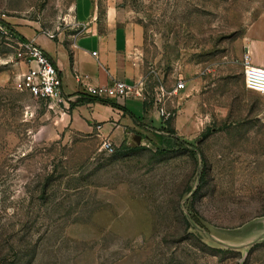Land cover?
Returning a JSON list of instances; mask_svg holds the SVG:
<instances>
[{
    "label": "rangeland",
    "instance_id": "rangeland-1",
    "mask_svg": "<svg viewBox=\"0 0 264 264\" xmlns=\"http://www.w3.org/2000/svg\"><path fill=\"white\" fill-rule=\"evenodd\" d=\"M71 1L0 0V20L54 35ZM93 1L126 32L133 96L168 114L101 148L80 94L13 86L20 40L0 22V264H264V98L241 75L264 0Z\"/></svg>",
    "mask_w": 264,
    "mask_h": 264
},
{
    "label": "crops",
    "instance_id": "crops-1",
    "mask_svg": "<svg viewBox=\"0 0 264 264\" xmlns=\"http://www.w3.org/2000/svg\"><path fill=\"white\" fill-rule=\"evenodd\" d=\"M105 14L100 17L93 0H72L70 22L73 27L69 30L51 35L27 27L21 33L53 62L60 76L61 90L70 97L78 94L83 84L93 86L112 79L131 80L126 32L120 25L111 23L110 10ZM248 31L252 41L245 49L253 63L264 66V20L253 22ZM23 63L20 71L27 66ZM111 100L114 106L101 100L80 102L71 109L72 116L75 113L94 135L100 139L108 137L113 143H127L134 131L156 129L162 124L159 116L148 114L142 101L133 95Z\"/></svg>",
    "mask_w": 264,
    "mask_h": 264
},
{
    "label": "built area",
    "instance_id": "built-area-1",
    "mask_svg": "<svg viewBox=\"0 0 264 264\" xmlns=\"http://www.w3.org/2000/svg\"><path fill=\"white\" fill-rule=\"evenodd\" d=\"M0 30H2L1 23ZM17 55L27 63V66L15 76L13 86L16 89L56 107L59 104H66L70 100V95L61 90V80L56 66L37 44L31 41H20ZM241 75L244 87L264 98V66L253 63L246 49L241 56ZM76 79L80 81L77 75ZM183 85V81L178 79L174 89L182 88ZM80 92L100 98H114L135 95L136 91L132 82L112 79L108 83L99 85L83 84ZM157 114L166 117L168 111L161 107L157 110ZM100 146L111 151L114 148V143L108 137H103L100 139Z\"/></svg>",
    "mask_w": 264,
    "mask_h": 264
},
{
    "label": "trees",
    "instance_id": "trees-1",
    "mask_svg": "<svg viewBox=\"0 0 264 264\" xmlns=\"http://www.w3.org/2000/svg\"><path fill=\"white\" fill-rule=\"evenodd\" d=\"M0 22L2 23V25L4 27H6L13 36H15L17 39H19L20 41H27L26 38L21 34L19 33L18 31H16L15 29H11L10 28V25L5 22V21H2L0 20ZM78 94H80L79 97L75 98L74 100L72 101H69V106H73L75 103H80V102H84V101H90V100H101V101H104L110 105H113L114 106V101L111 100V98H100V97H95L93 95H89V94H86V93H82V92H78ZM162 126V125H161ZM195 219L196 220H199V217L195 216ZM200 222V221H199ZM191 228H194L193 226H191Z\"/></svg>",
    "mask_w": 264,
    "mask_h": 264
},
{
    "label": "water",
    "instance_id": "water-1",
    "mask_svg": "<svg viewBox=\"0 0 264 264\" xmlns=\"http://www.w3.org/2000/svg\"><path fill=\"white\" fill-rule=\"evenodd\" d=\"M133 139L135 140V142H138L139 141V138H138V135H133Z\"/></svg>",
    "mask_w": 264,
    "mask_h": 264
}]
</instances>
